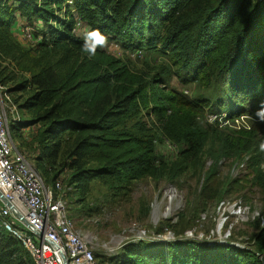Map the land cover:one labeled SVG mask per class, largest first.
Returning a JSON list of instances; mask_svg holds the SVG:
<instances>
[{
	"label": "trees",
	"instance_id": "16d2710c",
	"mask_svg": "<svg viewBox=\"0 0 264 264\" xmlns=\"http://www.w3.org/2000/svg\"><path fill=\"white\" fill-rule=\"evenodd\" d=\"M17 20L42 29V42L21 46L11 32ZM79 23L98 30L103 43L165 61H147L141 71L104 46L90 56L81 50L88 35L77 33ZM7 61L30 75L11 88L30 94L19 107L30 111V121L11 126L19 151L47 186L68 174L77 196L71 203L82 213L94 187L107 191L86 217L147 179L186 191L178 224L184 229L227 199L249 203L254 193L264 213V0H0V64ZM174 81L195 93L185 95ZM209 112L253 122L249 130L221 127L208 121ZM25 127L37 128L32 140L24 139ZM166 139L181 147L171 159L157 151ZM239 167L245 172L234 178ZM3 221L0 264H39ZM259 228L256 251L192 239L141 241L108 263L96 258L99 264H264V224Z\"/></svg>",
	"mask_w": 264,
	"mask_h": 264
},
{
	"label": "rangeland",
	"instance_id": "374dc122",
	"mask_svg": "<svg viewBox=\"0 0 264 264\" xmlns=\"http://www.w3.org/2000/svg\"><path fill=\"white\" fill-rule=\"evenodd\" d=\"M41 31L42 29H35V27L22 20H17L11 26V32L18 39L19 44L25 48H33L42 42ZM76 31L84 36L89 33L88 28L80 23ZM103 46L109 54L122 59L128 65V68L133 70H145L147 61L150 63L165 61L161 57L162 55L147 54L140 49L130 51L121 47L119 43L111 42L108 39L104 41ZM0 66L2 67L0 71H3V68L6 67V70L0 74L2 75L0 76L1 79L4 77L11 79L8 84L1 83L9 93L13 91L12 87H16L30 77L29 74L20 72L16 65L10 61L1 62ZM173 85L189 97L195 93L194 86L182 87L175 81ZM11 94L15 103L17 101L18 107L23 105L24 100L30 96L29 93ZM210 113L212 112H209L206 116ZM221 115H225V119L229 123H222L223 118L219 122L232 129L249 130L250 123L253 122V119L248 116L231 120L228 113L224 112ZM19 116L21 122L23 119L26 120L27 124L30 121V111L19 109ZM263 120L264 118H261L259 122ZM22 123H24L23 126L27 125L24 121ZM36 129L25 127L22 131L24 139L26 141L32 140L36 134ZM15 144L18 148L19 143L17 140ZM180 148L167 141V139L157 143V151L165 159L174 157ZM27 150L33 152L28 148ZM25 156L27 157L26 154ZM28 161L31 164L30 160ZM31 166L34 168L33 164ZM241 172H245V168L239 167L233 172V177H238ZM67 176L68 174H63L56 183H60L64 189L68 214L73 219L76 230L92 241L99 262L106 260V263H108L109 260L107 259L119 256L126 246L141 241L170 243L192 239L210 244L233 245L256 251L255 242L252 241V238L258 234L259 226L264 224L262 203L256 193L251 195L249 203H244L240 199H227L218 207L211 208L203 213L202 218L198 221L199 224L195 228L184 229L179 227L178 224L179 215L185 210L186 191H180L166 183H157L152 179L143 180L135 183L133 190L127 196H120L104 203L100 208V214L86 217L91 214L88 212L94 213V206H98V204L93 205L92 201H99L107 191L103 188L99 190L98 186L94 187L87 200L88 207L85 209L87 212L82 213L80 210L82 206L71 203L75 201L77 196L73 195L74 189L72 187H67L65 182ZM66 187L67 191L65 190ZM168 222L174 226L173 229L169 228ZM3 224L5 225L4 221Z\"/></svg>",
	"mask_w": 264,
	"mask_h": 264
},
{
	"label": "built area",
	"instance_id": "2783aa9c",
	"mask_svg": "<svg viewBox=\"0 0 264 264\" xmlns=\"http://www.w3.org/2000/svg\"><path fill=\"white\" fill-rule=\"evenodd\" d=\"M225 115L209 114L213 124ZM19 107L0 82V193L31 229L0 199V219L19 238L39 264H99L93 243L80 234L68 214L60 183L47 187L42 176L17 148L11 126L20 123ZM220 123V122H219ZM220 123L221 127L226 125ZM236 128V127H235Z\"/></svg>",
	"mask_w": 264,
	"mask_h": 264
},
{
	"label": "clouds",
	"instance_id": "9594fccd",
	"mask_svg": "<svg viewBox=\"0 0 264 264\" xmlns=\"http://www.w3.org/2000/svg\"><path fill=\"white\" fill-rule=\"evenodd\" d=\"M98 47H103V37L98 30L94 29L89 31L88 38L82 44L81 50L90 56H95Z\"/></svg>",
	"mask_w": 264,
	"mask_h": 264
},
{
	"label": "water",
	"instance_id": "95a60500",
	"mask_svg": "<svg viewBox=\"0 0 264 264\" xmlns=\"http://www.w3.org/2000/svg\"><path fill=\"white\" fill-rule=\"evenodd\" d=\"M0 199H2L5 202V204L23 221L24 225L27 228L31 229V227L29 226L28 222L24 219V217L18 214L15 207L9 201H7L1 193H0ZM65 264L67 263L65 262Z\"/></svg>",
	"mask_w": 264,
	"mask_h": 264
},
{
	"label": "bare ground",
	"instance_id": "6f19581e",
	"mask_svg": "<svg viewBox=\"0 0 264 264\" xmlns=\"http://www.w3.org/2000/svg\"><path fill=\"white\" fill-rule=\"evenodd\" d=\"M89 238V237H88Z\"/></svg>",
	"mask_w": 264,
	"mask_h": 264
}]
</instances>
